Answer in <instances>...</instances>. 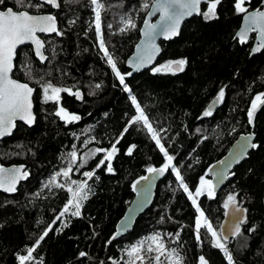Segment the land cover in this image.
Instances as JSON below:
<instances>
[{"label":"trees","instance_id":"1","mask_svg":"<svg viewBox=\"0 0 264 264\" xmlns=\"http://www.w3.org/2000/svg\"><path fill=\"white\" fill-rule=\"evenodd\" d=\"M152 1L101 0L105 5L101 10V35L125 75L131 89L126 92L99 48L90 0H60L59 9L45 5L39 10L22 9L15 0H6V6L14 10L52 13L64 34L41 35L47 57L43 62L35 58L30 45L17 50L12 76L35 89L36 117L32 126L17 122L13 133L0 140V163L24 164L29 172L14 194L0 191V264H20L19 256L27 255L29 247H35V251L33 260L26 264H157L156 252H146L141 255L143 260L136 261L127 255L132 247L156 234L163 239L166 250L174 248L180 253L182 264H199L201 255L208 264H228L224 253L212 246L206 228H201V240H196L199 213L179 188L171 169L157 184L152 205L137 217L133 229L112 239L116 223L133 197L134 181L145 175L148 167L165 163L163 153L142 123L129 126L137 115L132 96L144 109L161 144L174 157L173 167L179 169L193 193L201 177L209 179V165L225 154L239 134L252 129L254 143L260 147L251 149L214 198L200 196L197 203L217 228L227 196L238 193V201H243L248 210L247 222L242 225V234L225 245L235 264H264V105L252 128L247 115L255 96L264 93V48L250 55L254 35L243 44L234 39L243 14L235 13L234 0H222L217 7L219 19L206 21L198 15L185 21L176 38L160 42L161 54L151 69L128 76L125 60L139 39L149 8H143V4L150 6ZM256 6L261 7L253 0L249 10ZM206 7L202 5L201 11ZM128 16L136 27L121 32L123 19ZM70 20L75 23L70 24ZM179 59L187 61L182 72L154 71ZM45 83L73 93L79 91L82 98L62 91L59 100L45 103L41 87ZM221 88L225 91L223 102L211 116L203 117ZM60 107L80 119L62 120L55 115ZM125 127L128 131L116 145L119 151L112 160L114 173L106 171L107 162L97 169L106 152L91 157L88 150H110ZM131 145L136 148L129 156L126 153ZM72 151L77 152L75 162L70 157ZM84 159L87 163L81 167ZM69 166L73 169L69 177L57 175ZM93 170L91 180L83 175ZM53 177L55 181L49 183ZM71 181H87L88 199L83 202L81 217L71 216L74 209H70L57 220L72 198L67 188H76ZM49 226L51 231L36 246ZM252 227L254 232L249 231ZM81 252L87 255L81 257ZM168 258L166 252L159 264H168Z\"/></svg>","mask_w":264,"mask_h":264},{"label":"snow or ice","instance_id":"2","mask_svg":"<svg viewBox=\"0 0 264 264\" xmlns=\"http://www.w3.org/2000/svg\"><path fill=\"white\" fill-rule=\"evenodd\" d=\"M91 5H93V11L95 13V31L99 40V48L103 52L104 57L106 58L107 64L111 67L112 72L115 74V77L119 80V83L123 86L124 91L131 92V89L125 83V75L121 74L116 60L108 52L105 42L101 35V10L104 9L105 5L101 0H90ZM204 3L207 5L204 11H201V4ZM258 5H264V0H256ZM15 4L19 5L22 9H42L45 5H50L53 8L59 9L61 7L60 0H15ZM222 4V0H153L152 8L154 11L160 12V20L156 24H150L147 20L144 21L145 29L143 30V35L145 41H143V48L138 46V52L140 55L137 57L138 63L135 65L137 68L143 66L146 63H150L155 55L160 51L155 44V39L157 35H163L165 39H170L178 35L179 26L182 19L185 17L191 16L193 14L201 15L206 21L219 19L217 15V7ZM248 5L246 7L245 5ZM253 4V0H234L233 7L236 14H244L243 19L245 21V28L237 33V37L240 43H245L248 39V33L258 32L261 37V42L257 44L255 48L252 49L253 52H258L264 48V10L260 6L254 7L249 11V7ZM0 6H4L0 10V137L5 135H10L12 130L15 128L16 120H22L28 125H32L35 121V116L32 112V95L34 89L29 86L28 83H21L15 79L11 78V73L14 68V59L17 57V49L19 46L30 43L35 46V54L39 57L40 61L43 62L47 59L44 55L42 49L44 48V42L39 39L37 33H55L58 36H62L64 33L57 27V17L52 14H32L28 10H14L13 7L6 6V0H0ZM149 7L148 3L143 4V8L147 9ZM154 12H149L148 15H153ZM70 24H74V20L69 21ZM124 27L120 29L121 32H125L129 29H135L136 24L131 16L125 17L123 19ZM111 27V26H109ZM236 37H234L235 39ZM186 59H179L174 61H169L166 64L157 67L154 71H168L172 73L184 71L186 65ZM30 75L29 73H26ZM131 72L127 73L128 76H131ZM43 90V100L48 102L49 100H59L60 93L62 91L69 92V94L75 95L77 98H82L81 93L76 91L73 93L70 89H62L59 87H54L51 83H45L41 85ZM97 88L100 87L99 84L96 85ZM51 93V94H49ZM225 96V91L223 88L220 89L216 99L213 101L212 105H209L208 109L203 112V117H208L213 114V106L223 102ZM131 103L135 106V115L129 122L131 124L142 123L143 127L151 134V139L155 141V144L159 147L161 153H163L165 163L159 167H148L147 171L150 174L163 175L166 171L171 169L175 173L176 181L179 182V188L187 194L188 199L191 201L192 205L196 206V211L199 213L195 221V232L196 240H201L200 230L202 227L206 228L207 233L211 234L212 237V246L214 248L220 249L226 259L228 264H235L233 256L228 251L225 243L222 240H227L228 236L223 232L217 233L212 227V224L207 221L205 218L204 211L201 210L200 206L197 203V198L200 196L207 195L209 199L214 198L216 185L212 181L205 179L204 177L200 178L199 186L196 188L195 193L189 190L188 185L185 183L183 176L181 175L178 168L173 167L174 157L169 155L168 151L165 149L163 144H161V139L159 134L152 127L149 122L148 116L145 114L144 109L138 103L135 96L131 97ZM264 105V93H260L255 96V99L252 101L251 108L248 110V123L250 125L254 124V116L258 107ZM56 116L60 117L66 122L78 121L80 119L77 115H70L63 107L55 113ZM128 127H125L124 130L120 133L119 138L112 144L110 150L104 149H95L91 153V157H94L97 153L106 152V155L99 160L96 168L99 169L105 165L107 162L106 171L108 173H114L112 166V160L119 151L116 147L119 144L120 140L123 139L125 133H127ZM245 140L244 145H242L240 152L235 155V162L239 163L240 160L247 156V149H258L259 144L252 142L254 140V133L248 137L243 138ZM136 148L135 145L129 146L127 149V155L131 156L133 150ZM71 160L75 162L77 160V152L72 151L70 153ZM87 163V159H84L81 167ZM224 163V162H221ZM231 167V165H228ZM72 167L69 166L67 170H63L62 173H57V175H63L64 177H69V174L72 172ZM251 171V170H250ZM28 173L22 171V169H12L5 170L0 168V189L7 193H13L16 191L17 182L26 178ZM85 177L91 180L95 176V170L86 171L83 173ZM220 178L223 179V173L220 174ZM99 179V177H96ZM148 176H142L136 183L133 185L135 188L136 185H139L142 180H148ZM55 177L49 183H53ZM72 184L76 185L75 190L72 187H68L67 191L71 193L72 198L68 200L67 204L64 206L63 210L56 217L59 220L66 213H69L70 209L71 216L81 217V208L83 202L88 199V192L90 191L87 181L77 182L71 181ZM47 187V185H46ZM56 187H63V185L57 184ZM237 194H229L227 200L224 203V208L231 207L233 209V221L232 227L230 229L231 234L241 235V225L247 222L246 213L247 209L243 208L238 201ZM55 222V221H54ZM3 225H0L2 227ZM67 224H64V227H67ZM256 229L252 227L249 229L250 232H254ZM51 231V226L43 232V234L36 241V246L39 245L41 241L48 235V232ZM177 240L179 239V232L176 234ZM115 239V236L112 237ZM152 241V244L149 245L147 251L149 253L156 252L158 255L155 256L157 264L160 262V257L167 255L169 257H175L172 261V264H182L183 257L176 249L166 250L165 243L159 234L149 237ZM111 243V240L108 241ZM154 245V247H153ZM243 246H246L243 245ZM143 245H137L131 248L128 251L127 255L129 257H136L143 260V257L140 256ZM35 247H29L27 249V255H20L19 262L20 264H26L28 261L33 260V253ZM81 257L86 256L85 252L79 254ZM103 264V262H101ZM113 264H116L113 261ZM199 264H208V261L203 255L199 257Z\"/></svg>","mask_w":264,"mask_h":264},{"label":"water","instance_id":"3","mask_svg":"<svg viewBox=\"0 0 264 264\" xmlns=\"http://www.w3.org/2000/svg\"><path fill=\"white\" fill-rule=\"evenodd\" d=\"M152 4H153V1L151 2L150 6H149V8L145 14L143 23H142L140 31H139V39L136 42V44L134 45L132 53L125 60V66L129 69V72L132 73L131 75L151 69L155 65V63L157 62V60L161 54L162 47L160 45V42L161 41L167 42L169 40H173L174 38H176L180 33V30H181L183 23L185 21L191 19L194 16H198L197 14H193L191 16H188V17H185L184 19H182L181 24L179 26L178 35H176L170 39H165V37L163 35H157L156 39H155V44H156L157 48H159L160 51L155 55V57L153 58V60L150 63H146L143 66L137 68L135 65L138 63L137 57L140 55V53L138 52V46L140 48H143L144 45L142 42L145 41V37L143 35V30L145 29L144 21L147 20L150 24H156L160 20V12L154 11L152 8ZM202 5H204V3H202L200 6L201 10H202ZM261 8H262V10H264V5H261ZM0 10H2V9L0 8ZM17 11H20V10H17ZM249 11H251V10H249ZM149 12H154V14L149 16L148 15ZM32 14H52V13L44 12V13H32ZM243 16H244V14L242 15L240 26L235 33V37L237 39H238L237 33L240 32L241 30H243L246 26L245 21L243 19ZM57 27H58V22H57ZM52 34H54V33H39L38 32L37 36L39 37L40 40L43 41L41 35L49 36ZM252 35H254V37H253L252 47L250 50V55H255L258 52H260L263 48L258 52L252 51V49L255 48L257 46V44L261 42L260 34L258 32H251V31L248 33V39L247 40H249ZM24 45H30L32 50H33L35 58L40 61L39 57H37L35 54V46L30 44V43H27ZM24 45H21V46H24ZM21 46H19V48ZM44 46H45V44H44ZM43 50H44V48L42 49V51ZM43 53H44V51H43ZM14 61H15V59H14ZM14 61H13V63H14ZM13 70H14V68H13ZM10 75H11L12 79H15L21 83H26V82H23V81H20V80L14 78L12 76V73ZM34 93H35V89H34L33 95H34ZM33 95H32V104H33L32 112L35 116ZM215 99H216V97H214L209 102V104L207 105V109H208L209 105H212V103ZM218 105H219V103L213 106V111L216 110ZM262 106L258 107V109L255 113L254 119L256 117V114L258 113V111L261 109ZM17 122L23 123L26 126H32L34 124L33 123L32 125H28L27 123H25L24 121L19 120V119L16 120L15 124ZM250 126H251V128L253 127V125H250ZM14 130H15V128L12 130L11 134L13 133ZM253 133L254 132L251 129L247 133L239 134L236 137V139L230 144V146L228 147L225 154L222 157H220L218 160L214 161L207 168L206 174L209 177V180L212 181V183L216 185L215 193L219 192L222 189V187L227 183V181L230 179V173L234 170V168L238 164H240L242 161L247 159L248 154L251 151V148L247 149V156L242 158L239 163L235 162V155L240 152L242 145H244V143H245V140L243 138L248 137ZM10 135L2 136V137H0V140H2L3 138L9 137ZM254 140H255V134H254ZM254 140L252 142H254ZM221 162H224V163H221ZM228 165H231V167H228ZM0 168H3L5 170L22 169V171H26L28 173L26 178H22L17 182L16 190H17V187L19 186L20 182L25 181L29 176V172H28V170H26V167L24 164L3 165L0 163ZM156 168H159V167H156ZM221 173H223V175H224L223 179L220 178ZM165 175H166V172L163 175H156V174H150V173H148V171H146L145 175H143V176H148L149 177L148 180H142L139 185H136L135 188L133 187V185L140 178H138L134 181V183L132 185L133 197H132L131 201L129 202L128 206L126 207L122 217L116 223L115 232L113 234V236H115V238H119L122 235L129 233L133 229V226L135 224V220L137 219V217L140 214H142L144 211H146L152 205L154 197H155V190H156L157 184L164 178ZM0 191L5 193V194H8V195L14 194L16 192L15 191L13 193H7V192H4L2 189H0ZM241 206L243 208H245L243 205H241ZM245 215L247 218V213ZM232 221H233V209L231 207L224 208L223 217L219 223V233L223 232L225 235L228 236L227 240H222L224 243H227L230 240H232L238 236V235L234 236L231 234L230 229L232 227ZM242 225H241V230H242Z\"/></svg>","mask_w":264,"mask_h":264},{"label":"rangeland","instance_id":"4","mask_svg":"<svg viewBox=\"0 0 264 264\" xmlns=\"http://www.w3.org/2000/svg\"><path fill=\"white\" fill-rule=\"evenodd\" d=\"M94 25H95V13H94ZM95 150V148H93V147H91L89 150H88V152H90L91 151V153L93 152ZM90 153V154H91ZM106 155V154H105ZM104 155V156H105ZM103 156V157H104ZM102 157V158H103ZM207 180H209V179H207ZM241 205L243 204V201H241V203H240ZM206 218V217H205ZM208 222H210L209 220H207ZM220 223V222H219ZM219 223H218V227L216 228L215 227V225H213V223H211L212 224V227H213V229L215 230V231H217V233L219 234ZM153 236V235H152ZM149 237H151V236H149ZM149 237H146L139 245H143V248H142V251L140 252V256L142 255V254H145L146 252H148L147 251V249H148V247H149V245H151L152 244V241L149 239ZM209 237H210V239H211V243H212V237H211V234L209 233ZM236 238V237H235ZM223 242V241H222ZM224 243V242H223ZM137 246V245H136ZM153 247H154V245H153ZM131 250V249H130ZM129 250V251H130ZM129 257V256H128ZM132 259V261H136V257H129V259ZM175 259V257H169L168 258V264H172V261Z\"/></svg>","mask_w":264,"mask_h":264},{"label":"flooded vegetation","instance_id":"5","mask_svg":"<svg viewBox=\"0 0 264 264\" xmlns=\"http://www.w3.org/2000/svg\"><path fill=\"white\" fill-rule=\"evenodd\" d=\"M61 108V107H60Z\"/></svg>","mask_w":264,"mask_h":264}]
</instances>
